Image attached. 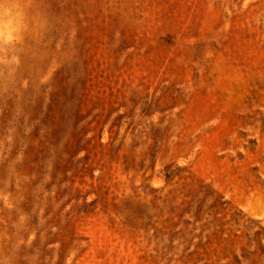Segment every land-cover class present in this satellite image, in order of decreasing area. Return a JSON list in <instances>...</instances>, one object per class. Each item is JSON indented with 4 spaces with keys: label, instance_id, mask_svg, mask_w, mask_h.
Listing matches in <instances>:
<instances>
[{
    "label": "rangeland",
    "instance_id": "374dc122",
    "mask_svg": "<svg viewBox=\"0 0 264 264\" xmlns=\"http://www.w3.org/2000/svg\"><path fill=\"white\" fill-rule=\"evenodd\" d=\"M185 176L264 264V0H0V264H225Z\"/></svg>",
    "mask_w": 264,
    "mask_h": 264
},
{
    "label": "trees",
    "instance_id": "16d2710c",
    "mask_svg": "<svg viewBox=\"0 0 264 264\" xmlns=\"http://www.w3.org/2000/svg\"><path fill=\"white\" fill-rule=\"evenodd\" d=\"M166 178L167 181L170 180L167 175ZM183 178L188 179L190 176ZM195 185L196 183L190 178V182L180 189L181 195L175 197L176 199L179 198V203L176 206L175 214L170 217V221L175 218L174 228H177L178 222L184 225L183 228L177 230L180 233L182 243L188 241V235L195 229H199V233L192 236V238H198L195 243V249L188 253H186V250L182 255L206 260L214 257V262L219 259L229 258L225 264L239 263V257L242 259L244 255L241 253L238 256L235 253L230 234L224 227V216H217V212H211V205H207L204 199L207 196V189L204 186L200 185L198 187ZM197 194H202V196L196 198ZM215 202L218 203L217 200ZM192 207L197 209L195 213L190 212ZM217 233L219 234V241H214L212 236Z\"/></svg>",
    "mask_w": 264,
    "mask_h": 264
}]
</instances>
